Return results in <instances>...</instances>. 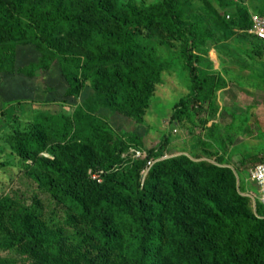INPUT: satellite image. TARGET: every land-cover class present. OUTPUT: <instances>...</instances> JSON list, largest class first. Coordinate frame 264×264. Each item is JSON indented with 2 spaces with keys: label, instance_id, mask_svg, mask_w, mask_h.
<instances>
[{
  "label": "rangeland",
  "instance_id": "374dc122",
  "mask_svg": "<svg viewBox=\"0 0 264 264\" xmlns=\"http://www.w3.org/2000/svg\"><path fill=\"white\" fill-rule=\"evenodd\" d=\"M163 1L27 0V11L37 7L51 20L72 13L100 32L119 35L127 28L138 48L123 59L110 55L98 65L95 71L104 78L100 83L81 74L67 79L57 64V51L25 38L9 53L10 41L0 33V59L7 54L15 58L13 69L0 70V264H138L132 260L143 248L137 250L126 240L137 220L155 225H146L147 233L157 238L151 246L157 255L150 264H199L196 253L201 256L207 246L198 243L207 239L214 248L218 238L208 235L213 221L200 210L208 205L207 212H214L204 192L224 208L237 210L234 183L224 172L225 184L214 188V177L204 173L211 166L234 169L236 189L246 198L239 200L240 207L263 214L250 170L264 161V43L253 39L242 14L264 15V0H181L174 24L156 12ZM135 11L153 14L133 23ZM77 39L59 37L58 52L88 57ZM139 50L146 66L166 62L169 67L149 86L147 107L133 114L110 106V74L131 66ZM189 50L209 93L184 108L180 104L191 95L194 75L187 65ZM35 63L39 68L33 74L24 69ZM80 110L89 117H78ZM165 139L168 144L160 148ZM114 149L119 157L107 160ZM133 150L145 154L138 158ZM155 150L163 154L154 158V165H163L139 173L146 198L136 206L130 194L141 167L137 160ZM102 201L111 203L114 214L103 217ZM142 207L144 211L138 209ZM179 219L202 240L179 242L173 226ZM22 223L60 232L55 243L39 247L31 240L34 231ZM238 240L218 259L203 255L202 264H264V232L255 236L247 257Z\"/></svg>",
  "mask_w": 264,
  "mask_h": 264
},
{
  "label": "trees",
  "instance_id": "16d2710c",
  "mask_svg": "<svg viewBox=\"0 0 264 264\" xmlns=\"http://www.w3.org/2000/svg\"><path fill=\"white\" fill-rule=\"evenodd\" d=\"M181 0H164L158 7L157 11L160 15H162L165 19H170L171 23L174 24L176 22L175 13L178 9ZM227 2L236 3L238 0H227ZM27 0H0V33L5 34L10 41V47L8 48L9 53H12L14 48L18 46L21 40L24 38L28 41L37 42L47 48H52L57 51L59 68L63 75L69 78L70 75L81 74L86 78L93 80L95 83H100L104 81V78L100 75V73L95 71V68L104 64L103 61L109 58V56H117L120 59L125 58V55L128 53H132L137 50L138 46L136 43L130 41V38L127 35V28L120 32L119 35L100 32L97 28L91 27L87 22L82 21L80 17H76L72 13L66 14L62 13V17L58 19H48L44 17V15L37 11V7L35 10L27 11ZM134 12V11H132ZM133 13V23H139L142 20H146L147 15L152 16L153 11H150L146 15ZM252 14V13H251ZM251 14L250 12L245 11L242 14L244 24H248V28H251ZM263 15V14H260ZM241 16V11H240ZM264 16V15H263ZM125 19V18H124ZM243 21L241 23H243ZM62 36H70L78 38L77 40H82V47L88 53V57L85 59L76 58L74 56L67 55L66 53H59L56 40ZM253 39L257 41L254 37ZM194 42V40H192ZM260 42V41H259ZM262 43V42H261ZM55 48V49H54ZM188 54H191L189 58V62L187 65L191 68L194 75L192 77V92L191 95L188 96L187 99L181 101V106L184 108L192 102L193 98H197V102H202L207 99L209 91L207 90L203 77L198 75V71L194 68L193 63L191 62L193 58L192 51H188ZM145 54L142 50L138 52V58L133 63L131 62V66L124 67L119 73L114 75L110 74L111 85H112V97L110 106L117 108L122 111L130 110L133 114L139 112L140 110L147 107L150 99H151V86L152 82L158 80V76L160 71L166 70L169 67L168 63L159 62L158 65L148 64L146 66L145 63ZM143 57V59H141ZM0 70L3 71L5 69H13L15 65V58L11 57V55L4 56L3 59H0ZM35 68H39V64L35 63L33 66L24 67L25 70H29L31 74H33ZM113 70H111V73ZM32 76V75H31ZM116 98V99H115ZM83 111L77 114V116H84V118H88L89 114H82ZM180 114H173L172 119L176 120L179 118ZM97 135V127L94 129L92 137ZM27 143H30L29 134L27 135ZM168 144V139H165L164 142L159 146L160 148L165 147ZM126 145V144H124ZM121 146V145H118ZM123 146V145H122ZM127 146V145H126ZM119 149H114L108 153L106 159L107 160H115L117 159ZM163 153L154 151L150 152L143 159L137 160V164H140V169L137 171L136 183L135 181L132 183V192L130 194L131 198L136 201V206H142L146 198V192L144 188L140 187V179L137 180L138 175L144 168H146L147 162L149 160L154 159L156 156H161ZM155 160V159H154ZM157 162V161H156ZM155 164V163H154ZM151 167V170H156L162 167L163 161L157 162L156 165ZM190 165L192 163H189ZM193 166V165H191ZM234 170V169H233ZM230 167L221 168L218 166H211L209 169L205 170L204 173L207 178L214 177L213 180H210V183L214 185V188H222L221 186L225 184L223 179V173H226L225 178L228 177V180L234 183L233 186V195L236 197L234 200L235 209L232 208H224L221 202L217 199H213L210 197V194L204 192L205 199L208 200V204L210 203L214 212H207L208 205L200 206L201 212H205L206 214L211 215V220L213 224L210 225V233L213 237H218L216 239V245L207 240L203 239L201 243H198L202 240L201 234L194 232L191 227L186 224L182 219L175 220L173 222L174 226V234L179 242H183L186 244H204L207 247L204 253L199 256L196 253L195 257H198L199 264L204 263V256L206 259H218L221 256V253H224L228 250L229 246L232 244L234 239L239 237L237 241V247L240 252L247 257L253 250V242L255 240V236L257 234H261L264 232V211L261 216L256 215L255 213L245 210V207H240L241 202L245 201V197L238 193L236 189V177ZM213 174V175H212ZM56 188V187H53ZM140 199V203L137 201ZM241 200V202L239 201ZM104 205L101 212H103V217H108L110 214H114L112 211L111 203H106L102 201ZM157 206V204H156ZM144 211L145 207L141 209ZM107 210V211H106ZM106 211V212H104ZM199 215V210L196 213ZM216 214V215H212ZM101 218V217H100ZM135 218V217H132ZM154 227V223L152 220L144 221L140 223L138 220L132 223V227L130 233L127 234L126 240L132 243V246H135L137 250H139V245L143 248L140 257L136 260L133 259V262H137L138 264H150L151 256L157 255V248H151L154 243H156L157 238L155 236H150L147 233V227ZM28 223H22V228H26L28 231H34L32 241L36 246L43 247L49 246L51 241L55 238L56 235L60 232L54 228H49L46 225H42L41 227H29ZM102 226L105 228H109L106 223H102ZM141 228V230L138 229ZM136 228L138 231H136ZM108 234L103 233L105 240L107 239ZM210 237V240L214 239ZM138 245V246H137ZM261 255H263L264 261V245L260 249ZM223 259V258H221ZM163 261V260H162ZM196 261L195 263H197ZM189 262H193L191 259Z\"/></svg>",
  "mask_w": 264,
  "mask_h": 264
},
{
  "label": "built area",
  "instance_id": "2783aa9c",
  "mask_svg": "<svg viewBox=\"0 0 264 264\" xmlns=\"http://www.w3.org/2000/svg\"><path fill=\"white\" fill-rule=\"evenodd\" d=\"M228 18H230L228 16ZM251 28L249 29L250 34L256 39L259 40L260 42L264 43V16L257 14V13H252L251 14ZM133 155L135 157H143L145 152L141 150H133L132 151ZM155 160H149L147 162L146 168L150 169L152 165L154 164ZM250 178L251 180L258 186L261 195H260V200L262 203H264V161L259 162L255 166H253L250 170ZM255 201L257 202V194L251 195ZM258 204V202H257Z\"/></svg>",
  "mask_w": 264,
  "mask_h": 264
},
{
  "label": "clouds",
  "instance_id": "9594fccd",
  "mask_svg": "<svg viewBox=\"0 0 264 264\" xmlns=\"http://www.w3.org/2000/svg\"><path fill=\"white\" fill-rule=\"evenodd\" d=\"M257 41H259V40H257ZM263 43V42H262ZM135 148V147H134ZM141 158V157H140Z\"/></svg>",
  "mask_w": 264,
  "mask_h": 264
}]
</instances>
